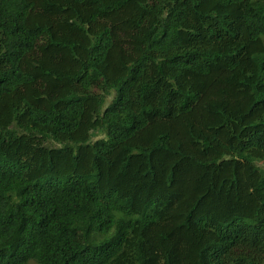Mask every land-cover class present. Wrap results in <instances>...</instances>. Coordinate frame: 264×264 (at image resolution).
Here are the masks:
<instances>
[{
    "label": "trees",
    "instance_id": "1",
    "mask_svg": "<svg viewBox=\"0 0 264 264\" xmlns=\"http://www.w3.org/2000/svg\"><path fill=\"white\" fill-rule=\"evenodd\" d=\"M0 264H264V0H0Z\"/></svg>",
    "mask_w": 264,
    "mask_h": 264
}]
</instances>
